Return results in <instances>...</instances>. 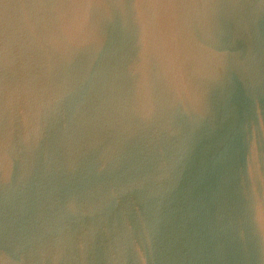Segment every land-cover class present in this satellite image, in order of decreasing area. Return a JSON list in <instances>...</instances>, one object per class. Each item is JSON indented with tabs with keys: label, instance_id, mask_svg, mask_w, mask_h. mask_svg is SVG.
<instances>
[{
	"label": "water",
	"instance_id": "95a60500",
	"mask_svg": "<svg viewBox=\"0 0 264 264\" xmlns=\"http://www.w3.org/2000/svg\"><path fill=\"white\" fill-rule=\"evenodd\" d=\"M0 264H264V0H0Z\"/></svg>",
	"mask_w": 264,
	"mask_h": 264
}]
</instances>
